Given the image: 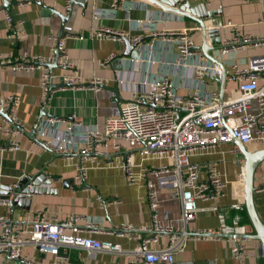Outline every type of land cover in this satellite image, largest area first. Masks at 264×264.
Returning <instances> with one entry per match:
<instances>
[{
	"label": "built area",
	"instance_id": "obj_1",
	"mask_svg": "<svg viewBox=\"0 0 264 264\" xmlns=\"http://www.w3.org/2000/svg\"><path fill=\"white\" fill-rule=\"evenodd\" d=\"M16 1L18 5L30 2ZM125 1L113 0L110 7L113 9ZM212 1L186 0V6L188 9L203 7L207 18V14L213 11L210 8ZM69 3L67 0L66 11L70 8ZM259 3L262 16L256 25L263 27L259 35L238 30L231 22L214 26V20L211 26L204 24L203 27L187 29H160L149 23L144 30L146 35L125 36L106 27L90 32L97 39L121 42L128 37L136 46L144 37L156 38L157 43L175 54V60L169 63V67L177 83L165 74L157 76L146 88L133 91L120 104L117 116L105 120L102 131L72 117L43 118L36 130L37 145L73 164L74 183L81 189H86L85 180L91 166L120 170L127 184L145 188L150 224L142 228L122 225L108 232L115 237L137 241L136 248L126 252L118 243L93 238L98 234L97 225L84 220L81 226V216L58 220L39 213L29 218L25 226L14 224L9 218H0V264L3 259V264H37L24 253L27 246L39 254L53 257L51 264H63L68 260L67 254L61 253L65 248L113 255L126 252L132 255L131 261L135 264H172L174 256L183 253L188 242L221 238L229 242L234 259L246 258L245 243L249 235L236 219L233 225L227 226L222 215L218 214L220 229L217 233L189 230V227L195 222L200 201L212 202L207 210L218 213L214 202L223 196L226 185L215 164L206 163L203 171L194 158L211 155L225 144L232 145L230 152L234 154L238 152L234 140L245 147H264V0H259ZM5 19L7 37L23 39L22 23L13 22L8 13H5ZM202 31L218 33L219 43L214 45L210 54L216 62L203 56L194 39V35ZM52 51H57L58 56L23 57L10 66L12 71H40L44 96L48 94L53 77L48 65L72 67L62 39L56 41ZM5 62L10 63L9 60ZM222 80L224 86L220 95L218 89ZM63 84L76 87L82 81L77 74H72L64 78ZM100 84V81L93 82L96 88ZM232 85L234 87L231 88ZM18 101L16 95H11L0 102V110L10 118L0 116V128L2 125L17 126L12 131H5L8 139L5 145L0 146L2 152L20 149L16 136L22 133L23 128L15 118ZM136 155L140 157L138 164L134 163ZM150 160L162 163L147 165ZM159 191H167L171 199L178 200L180 227L160 222ZM96 200L103 207L111 203L103 202L98 196ZM140 232L148 235L141 237ZM162 238L166 241L164 247H151ZM261 255L264 257V246L261 247ZM81 264L91 263L84 261Z\"/></svg>",
	"mask_w": 264,
	"mask_h": 264
},
{
	"label": "crops",
	"instance_id": "obj_2",
	"mask_svg": "<svg viewBox=\"0 0 264 264\" xmlns=\"http://www.w3.org/2000/svg\"><path fill=\"white\" fill-rule=\"evenodd\" d=\"M112 1L73 0L66 11L67 0H30L26 5H18L16 0H0V102L11 95L19 98L15 118L25 132L16 136L20 146L18 151H0V218H9L14 224L25 226L29 218L39 213L58 220L81 216V226L84 220L93 221L97 225L98 234L93 235V238L118 243L123 251L128 252L136 248L137 241L115 237L108 232L122 225L136 228L149 226L150 211L145 188L127 184L120 170L116 168L91 166L85 180L86 189H81L74 183L73 164L53 152L42 149L29 136L41 112L51 118L72 117L86 126L102 131L105 120L117 116L120 104L133 91L146 88L157 76L165 74L177 83V78L171 74L169 67V63L175 60V54L157 43L156 38L144 37L129 56H124L123 42L93 38L90 32L106 27L125 36H134L146 35L144 30L149 23L160 29H187L199 24L187 17L164 13L141 0H126L111 9ZM241 1L213 0L210 4L213 10L211 12L218 13H212L211 17L202 16L204 8L201 6L195 7L196 12L190 14L201 18L206 26H211L213 20L216 22L214 26L231 22L238 30L253 35L262 34V25H256L262 16L259 0ZM185 5L186 0H178L176 7ZM5 13L11 16L13 22L22 23L23 39L11 40L7 37ZM67 16L68 19H64ZM61 32H64V35L60 39L64 43L72 67H48L53 77L49 82L48 94L44 96L40 71L18 72L12 71L10 66L23 57L36 55L48 58L55 55L52 50ZM194 39L197 45L201 46L202 34H195ZM6 60L10 63L5 62ZM72 74L81 78V85L67 87L63 84L64 78ZM94 81H100L98 88L93 86ZM7 129L12 131L13 126L2 125L0 128V146L7 143ZM231 148L232 145L225 144L211 155L194 158V161L200 163L203 171L206 163L215 164L226 180V185L223 196L214 202L218 213L207 210L212 202H198L200 210L189 230L217 233L220 229L218 214L222 215L227 226L233 225L236 219L238 225L244 226L249 235L245 243L246 258L234 259L230 253L229 242L224 238L201 239L188 242L185 251L174 256L172 264H264V257L261 255L263 244L255 239V231L244 204L241 182L243 164L237 152H230ZM247 148L249 151H255L264 147L251 145ZM134 163H140L138 155L134 157ZM161 163L158 160L146 162L147 165ZM21 180L28 181L23 184L27 187H33L36 182L35 189L38 191L29 199L21 198V203L12 211L9 206L11 195L9 199L3 200L2 193L6 192L4 188H14ZM263 184L264 160L254 172L252 195L255 213L262 223ZM97 196L103 202L111 203L103 207L96 200ZM179 218L178 200L171 199L167 191H159L160 222L180 227ZM139 235L142 237L148 233L140 232ZM165 243L162 238L151 247L162 248ZM126 252L113 255L88 253L77 248L61 249V253L68 256V260L63 264H81L84 261L91 264H135L131 261L132 255ZM24 253L37 264L53 262V257L39 254L28 246L24 248Z\"/></svg>",
	"mask_w": 264,
	"mask_h": 264
},
{
	"label": "water",
	"instance_id": "obj_3",
	"mask_svg": "<svg viewBox=\"0 0 264 264\" xmlns=\"http://www.w3.org/2000/svg\"><path fill=\"white\" fill-rule=\"evenodd\" d=\"M72 1L73 0H70V6L73 3ZM141 1L147 4H151L152 6H155L156 8L160 9L164 13L187 17V18H190L196 21L199 24V26L201 27L204 26V24L202 23V20L196 19L188 13V12L195 13L196 9H193V10L188 9L186 5L180 8L176 7L178 0H141ZM212 13L217 14L218 12H209L207 15L211 17L213 16ZM202 14L204 16L205 12L203 11ZM64 19H68V16L67 18H64ZM201 34H202V44L200 46V50L202 51L203 56L212 62H216L212 58V56H210V54L213 51L214 45H217L219 43L218 33L216 31H213L212 33H207L205 31H202ZM63 35H64V32H61L59 34L58 39H60ZM214 37L216 38V40ZM209 38L211 40H209ZM208 40H209V44H208ZM121 42H123V45H124L123 55L129 56L136 45H134L129 38H124ZM55 56L56 57L58 56L57 51L55 52ZM48 67L55 68L56 64L54 63L50 64L48 65ZM223 86H224V80L219 82L220 95L222 93ZM0 116L10 119L8 115L5 114L2 110H0ZM43 116L47 117L48 115L44 112H41V115L37 119L33 129L31 130L29 134L31 140L36 144H39L35 137L36 130ZM13 127L17 128V126H15L14 124H13ZM21 132L25 133L24 130H21ZM233 144L236 145L238 149L237 153L239 154V158L243 164V172H244L243 174V198H244L245 208H246L249 220L251 222V225L255 231V239L260 240L264 246V223H262L257 217L255 210H254L253 199H252L253 198L252 195L254 192L253 176H254V172L256 168L264 160V148L257 149L255 151H249L247 147L242 146L235 140L233 141ZM25 181L27 180H21L14 188H11V189L4 188L6 192L2 193V199L3 200L9 199V196L11 195L9 206L12 211L15 209L18 203H21V200H20L21 198L26 197L27 199H29V197H31L32 194L34 193L36 194L38 191L35 189L36 188L35 184H37L36 182H34L35 184H33V187H27L26 185H23Z\"/></svg>",
	"mask_w": 264,
	"mask_h": 264
},
{
	"label": "bare ground",
	"instance_id": "obj_4",
	"mask_svg": "<svg viewBox=\"0 0 264 264\" xmlns=\"http://www.w3.org/2000/svg\"><path fill=\"white\" fill-rule=\"evenodd\" d=\"M243 174H244V172H243ZM241 182H243V177H242V180H241Z\"/></svg>",
	"mask_w": 264,
	"mask_h": 264
}]
</instances>
